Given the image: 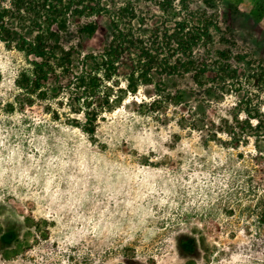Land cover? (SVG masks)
Segmentation results:
<instances>
[{
  "label": "rangeland",
  "instance_id": "374dc122",
  "mask_svg": "<svg viewBox=\"0 0 264 264\" xmlns=\"http://www.w3.org/2000/svg\"><path fill=\"white\" fill-rule=\"evenodd\" d=\"M170 10L215 15L216 48L264 65V2L176 0ZM83 21L97 31L72 25L56 41L100 50L111 39L108 18ZM25 67L0 42V264H264V142L232 148L181 127L183 115L204 111L190 77L165 78L174 98L159 118L119 105L89 137L43 104L11 107Z\"/></svg>",
  "mask_w": 264,
  "mask_h": 264
},
{
  "label": "trees",
  "instance_id": "16d2710c",
  "mask_svg": "<svg viewBox=\"0 0 264 264\" xmlns=\"http://www.w3.org/2000/svg\"><path fill=\"white\" fill-rule=\"evenodd\" d=\"M140 1L156 5L158 12L143 10L133 0H0V42L22 53L27 63L15 81L18 95L11 107L43 104L54 120L65 117L94 137L119 105L159 118L174 98L165 78L188 76L204 111L190 119L183 115L180 126L203 134L206 143L236 148L253 139L259 149L264 142V65L231 46L216 48L223 31L215 15L190 11L176 16L170 10L176 0ZM200 1L208 5L214 0ZM101 15L109 20L111 39L100 50L86 53L56 41L57 31L72 25L93 35L97 23L83 19ZM228 97L236 101L221 109ZM257 219L264 228V210L257 211Z\"/></svg>",
  "mask_w": 264,
  "mask_h": 264
}]
</instances>
